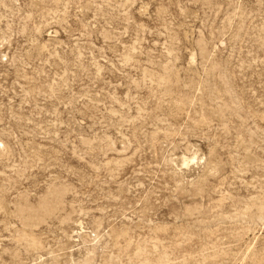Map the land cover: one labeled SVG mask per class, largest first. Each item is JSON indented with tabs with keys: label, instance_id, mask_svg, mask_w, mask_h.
<instances>
[{
	"label": "rangeland",
	"instance_id": "obj_1",
	"mask_svg": "<svg viewBox=\"0 0 264 264\" xmlns=\"http://www.w3.org/2000/svg\"><path fill=\"white\" fill-rule=\"evenodd\" d=\"M0 264H264V0H0Z\"/></svg>",
	"mask_w": 264,
	"mask_h": 264
}]
</instances>
